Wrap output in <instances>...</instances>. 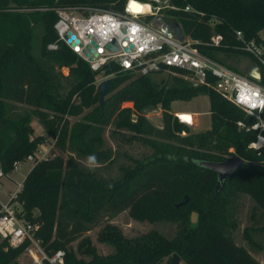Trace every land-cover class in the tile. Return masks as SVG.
Wrapping results in <instances>:
<instances>
[{
	"label": "trees",
	"instance_id": "1",
	"mask_svg": "<svg viewBox=\"0 0 264 264\" xmlns=\"http://www.w3.org/2000/svg\"><path fill=\"white\" fill-rule=\"evenodd\" d=\"M8 1L22 11L0 13V169L9 172L14 161L33 153L41 142V136L32 135L31 117L55 138L53 146L58 153L33 164L16 194L19 213L39 224L35 234L43 249H62L65 264H158L173 253L185 264H261L234 243L229 231L235 226L230 205L239 194L247 195L255 206L250 211L251 224L242 230L243 237L264 250V244L252 238V234L260 233L264 240V152L246 147L255 132L236 126L238 120L248 121L244 113L210 87L183 79L179 75L184 72L176 68L167 69L174 74L165 81L155 82L151 76L157 74L132 76L116 71L113 65L106 66L105 74L114 73L108 77L104 96L108 94L99 106L93 84L98 72L91 71L62 44L46 49L47 44L56 42L54 9L121 11L126 0H0V10ZM169 2L194 9H165V13L175 17L182 32L195 40L192 46L219 63L224 64L230 55L249 57L235 38V30L247 40L262 42L257 32L264 28V0ZM210 18L215 21L209 23ZM212 34L221 35L217 46L207 44ZM61 68L67 73L61 74ZM200 95L208 100L209 128L179 136L187 128L169 113V104ZM125 102L131 103L132 110L121 107ZM94 103L81 121L69 123L65 118L77 116ZM157 104L162 109L161 129L142 116ZM131 111L134 123L129 121ZM108 125H112L110 137L118 128L127 127L141 136L175 139L177 144L169 153L158 151V155L126 167L117 180L97 178L77 167L70 157L62 159L61 153L66 152L96 164L110 161L112 151L101 137ZM131 139L135 138L127 140ZM230 155L244 162L215 192L216 174L197 162L221 161ZM123 211L136 221H174L175 233L166 238L151 230L125 237L110 222ZM191 213L195 214L193 221ZM101 221L96 239L112 247L106 255H98L89 239L81 237ZM78 237L73 249L69 244ZM24 246L3 250L4 244H0V264H17L16 257Z\"/></svg>",
	"mask_w": 264,
	"mask_h": 264
},
{
	"label": "built area",
	"instance_id": "2",
	"mask_svg": "<svg viewBox=\"0 0 264 264\" xmlns=\"http://www.w3.org/2000/svg\"><path fill=\"white\" fill-rule=\"evenodd\" d=\"M132 1L148 3L150 10L146 13L132 12L129 9V2ZM152 1L156 4L158 2L126 0L121 11L96 7H57L54 9L56 19L52 25L56 42L47 44L46 49L52 50L58 44L64 45L83 60L91 71L101 72L103 76L100 81L108 79L114 73L103 72L104 67L110 65L116 71H125L132 76L159 75L168 68L180 69L184 72L182 78L185 79L186 75L193 84L210 87L241 110L248 121L238 120L236 126L243 131L255 132V138L246 147L257 152L264 151V33L260 38L262 42H256L254 39H245L239 30L234 32L242 49L254 63L250 76H244L201 54L192 46L195 40L182 32L175 17L165 13V9L194 11L188 4L178 7L170 4L169 0H164V4L157 6ZM140 16H155V23L149 24L151 19L141 21ZM213 21L215 18H210L209 23ZM176 24L182 34L180 40L175 35ZM220 41V34H212L207 44L217 46ZM108 44L115 46V50L108 49ZM189 114L192 123L185 124L175 111L172 112L176 121L185 126L194 124L196 113ZM34 155L35 152L14 161L11 171H17L23 162L35 161ZM2 178L9 179L0 169V180ZM23 178L24 176L15 182L16 187L12 190L0 185V244H4L3 249L25 244L23 252L32 264H65L64 251L56 249L46 252L35 234L39 224L26 220L19 213L21 207L15 198ZM3 194L6 195V200L1 198ZM14 205H18V208Z\"/></svg>",
	"mask_w": 264,
	"mask_h": 264
},
{
	"label": "rangeland",
	"instance_id": "3",
	"mask_svg": "<svg viewBox=\"0 0 264 264\" xmlns=\"http://www.w3.org/2000/svg\"><path fill=\"white\" fill-rule=\"evenodd\" d=\"M157 6H161L165 3L164 0H157ZM142 2V1H141ZM15 4L12 1H8L5 9L0 10L1 12H20L22 10L18 8H14ZM161 14V13H159ZM150 21L149 24L155 23L153 20L155 16L149 17H139L141 21ZM264 33V28H261L257 34L258 37L262 39V35ZM219 57H223V54L218 53ZM224 58V57H223ZM224 64L233 67L236 71L240 72L244 76H250V72L254 67V63L249 59L248 56L245 55H237V56H228L224 58ZM61 74H66L67 69L61 68ZM174 73H170L169 70H163L159 75L151 76V79L155 82L165 81L169 76ZM179 75V74H178ZM103 74L97 73L94 76L93 84L97 88V84L100 81V77ZM182 76V75H179ZM185 80L192 83V81L184 76ZM189 77V76H188ZM184 79V78H183ZM108 93L105 94L104 97L107 96ZM97 103H94L88 108H83L81 113L77 116H66L65 118L69 123L73 121H81V116L86 114L89 110H91ZM20 106V105H19ZM26 108V106H23ZM122 108H129L132 110V105L129 102H125L121 104ZM169 113L174 111H188L196 113L194 117V124L190 126H186L187 131H182L179 136L189 135V134H198L204 132L209 128V112H208V100L205 95H200L194 98H191L188 101H173L169 104ZM161 107L160 104H157L156 107L150 108L142 113V116L147 120V122L155 128L161 129ZM187 119V117L183 118ZM129 121L134 123L136 121L134 113L131 111L129 116ZM86 122V121H84ZM30 126L32 128V135H39L42 137V140L39 144H37L36 149L34 150L36 158L35 161L31 160L23 162L19 165V169L17 171H9L4 173V175L9 179H1L0 185L5 187L8 190H12L16 187L15 182L20 181L23 176L26 175V172L31 168L33 164H36L38 161H46L52 158L58 150L53 146L55 138L46 133L42 126L37 122L35 117H31ZM112 130V125H108L103 128L101 132V137L106 147H109L112 151V158L110 161L104 164H96L90 162L86 158H78L73 154H67L66 152L61 153L62 159L65 161L67 157H70L71 160L75 163L77 167L82 168L85 171L91 172L97 178H103L107 180H117L123 174L124 169L126 167L131 168L135 165V162H141L148 160L151 155H158V151L169 153L173 147L176 146L177 142L175 139H162L157 138L155 136L147 135L141 136L139 133L135 132L130 128H118L116 133L110 137L109 131ZM119 133V134H118ZM123 135V139L120 140ZM129 137H134L135 139L127 140ZM129 141V142H128ZM264 152V151H262ZM165 153V154H166ZM171 155V154H169ZM41 157V158H40ZM40 159V160H38ZM21 189V188H20ZM19 189V191H20ZM9 193V192H8ZM1 198L6 200V195H2ZM16 200V198H15ZM17 201V200H16ZM18 202V201H17ZM19 203V202H18ZM16 203V204H18ZM18 208V205H14ZM255 206L254 201L249 198L247 195L239 194L236 199L231 203L229 212L231 214L232 219L235 222V226L233 229L229 230L231 238L234 243L245 248L250 255L259 263L264 264V250L262 248H256L253 245L249 244L248 241L243 237V228L251 224L250 219V211ZM35 211V210H34ZM259 210L256 211V217H258ZM195 215V214H194ZM190 219L193 221L194 218ZM110 222L115 225L123 236L132 237L139 235L141 233L155 230L162 236L166 238H170L174 235L176 229V223L171 220L164 221H136L131 219L126 211H123L113 217ZM103 221H101L97 226L83 233L82 236H86L89 239L91 245L95 248V251L98 255H106L112 252V247L109 244L101 243L96 239V232L102 226ZM252 238L259 242L260 245L264 244V240L260 233L252 234ZM80 239L78 237L76 240L71 242L69 245L73 249H75L76 242ZM5 250V249H3ZM171 258L170 256L163 257L162 260L158 264H169ZM17 264H32L29 260L27 254L23 251L17 255L16 257ZM177 264H185L182 259L179 258Z\"/></svg>",
	"mask_w": 264,
	"mask_h": 264
},
{
	"label": "water",
	"instance_id": "4",
	"mask_svg": "<svg viewBox=\"0 0 264 264\" xmlns=\"http://www.w3.org/2000/svg\"><path fill=\"white\" fill-rule=\"evenodd\" d=\"M132 4L136 6L134 1H132ZM129 7L131 8L132 6L129 5ZM175 35H176V38L179 40L182 38L181 31L177 24L175 25ZM106 47L110 50H115L116 48L115 46H112L110 44L106 45ZM107 84H108V79H103L99 81V83L97 84L98 105L99 106L102 105ZM243 162L244 160L239 158L238 156L230 155L221 161L200 160L197 162V164L199 166H202L204 168H207L213 171L216 174V183H215L214 189H215V192H217L220 186L222 185L224 179L228 177L230 174H232ZM181 203L182 202H180V204ZM191 215H192L191 218H195L194 213H191ZM178 260H179V257L175 253H173L171 254L169 264H177Z\"/></svg>",
	"mask_w": 264,
	"mask_h": 264
},
{
	"label": "bare ground",
	"instance_id": "5",
	"mask_svg": "<svg viewBox=\"0 0 264 264\" xmlns=\"http://www.w3.org/2000/svg\"><path fill=\"white\" fill-rule=\"evenodd\" d=\"M130 3V6H132L131 8H129L132 12H134L133 10H136L135 12H137V13H146V12H148L149 10H150V5L148 4V3H141V4H139V3H135V5L136 6H134L133 4H132V2H129ZM136 8V9H135ZM178 115H179V117H180V119H181V121L182 122H184L185 124H190V123H192V122H190V114H189V112L188 111H185V112H182V111H175ZM183 116L184 117H187V119H183Z\"/></svg>",
	"mask_w": 264,
	"mask_h": 264
},
{
	"label": "clouds",
	"instance_id": "6",
	"mask_svg": "<svg viewBox=\"0 0 264 264\" xmlns=\"http://www.w3.org/2000/svg\"><path fill=\"white\" fill-rule=\"evenodd\" d=\"M95 158L94 157H90V160H94Z\"/></svg>",
	"mask_w": 264,
	"mask_h": 264
}]
</instances>
